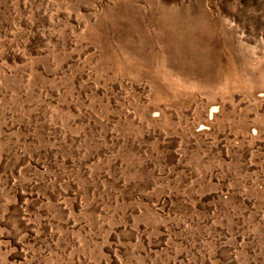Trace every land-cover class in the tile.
Returning <instances> with one entry per match:
<instances>
[{
    "label": "rangeland",
    "instance_id": "rangeland-1",
    "mask_svg": "<svg viewBox=\"0 0 264 264\" xmlns=\"http://www.w3.org/2000/svg\"><path fill=\"white\" fill-rule=\"evenodd\" d=\"M152 1L0 0V264H264V0Z\"/></svg>",
    "mask_w": 264,
    "mask_h": 264
},
{
    "label": "bare ground",
    "instance_id": "bare-ground-1",
    "mask_svg": "<svg viewBox=\"0 0 264 264\" xmlns=\"http://www.w3.org/2000/svg\"><path fill=\"white\" fill-rule=\"evenodd\" d=\"M151 1V3H153V1L152 0H150ZM133 12H135L138 16L135 18V22H136V25H137V28L139 29V32H141V33H143L144 31H145V29H144V27H143V25H142V23H141V13H140V11L137 9V8H135V7H133V10H132ZM173 10H172V8L170 9V8H168L167 6H162V7H159V6H155V5H152L151 4V7H150V10H149V14L150 15H154V16H152V21H153V23H154V25H155V28H156V30L155 31H158V33L155 35V36H152V39L151 38H149V41H153V39H155V38H159V37H162V38H165V40L166 41H168V43H166L165 42V45H164V43H163V45L164 46H166L167 48L169 47V45H175V44H177V47L176 48H178L179 50H178V52L182 55L183 53H184V50L185 49H183V48H181L180 46L181 45H183V44H181V42H184V40L182 39V38H184V33H187V32H185V31H187L188 30V26H190L192 29H193V31L195 32V33H193V34H200V33H198L199 31V29L202 27V23L199 25V23L197 22H195V21H189L190 19L192 20V16H191V18L189 17V15H187L188 16V20H184L187 16H185L184 17V19H176V17L174 18L173 17ZM188 12V11H187ZM190 13V12H189ZM128 15L129 16H131V13L129 14L128 13ZM128 16V17H129ZM133 16H136V15H133ZM177 16H179V15H177ZM127 17V16H126ZM125 17V18H126ZM181 18V17H180ZM203 29H204V26H203ZM206 29V28H205ZM185 30V31H184ZM201 30V29H200ZM189 31V30H188ZM192 31V32H193ZM198 31V32H197ZM202 31H204V30H202ZM208 31V30H207ZM191 32V31H190ZM189 33V32H188ZM187 33V34H188ZM191 34V33H190ZM193 34H191V35H193ZM162 35V36H161ZM189 35V34H188ZM188 35H186V36H188ZM194 36V35H193ZM197 36H199V35H197ZM189 37V41H190V37L192 38V36H188ZM195 37V36H194ZM161 38V39H162ZM194 39H196V38H194ZM202 39V38H201ZM163 40V39H162ZM185 40H186V38H185ZM156 41L158 42L159 41V39L157 40L156 39ZM155 41V42H156ZM164 41V40H163ZM192 41V40H191ZM199 41H203V39L202 40H199ZM160 43V42H159ZM199 43V42H198ZM143 46H145V44H146V42H143ZM184 45H186V43H184ZM200 45V44H199ZM187 46V45H186ZM205 46L207 47V45L205 44ZM172 47V46H171ZM174 47V46H173ZM201 47V46H200ZM206 47L204 48V47H201V49L203 50V52H206L207 53V49H206ZM164 48V47H163ZM165 49V48H164ZM168 49H170V48H168ZM163 50V49H162ZM161 50V51H162ZM166 51H167V49H165ZM164 50V51H165ZM163 51V52H164ZM165 51V52H166ZM163 52H161V53H163ZM171 52V51H170ZM186 52V51H185ZM172 53V52H171ZM199 53H201L200 51H199ZM205 53V54H206ZM163 54H165V53H163ZM170 54V53H169ZM179 54V55H180Z\"/></svg>",
    "mask_w": 264,
    "mask_h": 264
}]
</instances>
